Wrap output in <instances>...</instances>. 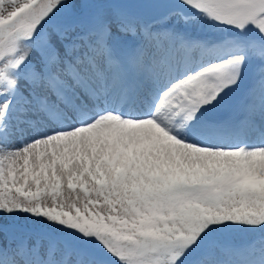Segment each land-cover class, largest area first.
Instances as JSON below:
<instances>
[{
	"label": "snow or ice",
	"instance_id": "6c2138e0",
	"mask_svg": "<svg viewBox=\"0 0 264 264\" xmlns=\"http://www.w3.org/2000/svg\"><path fill=\"white\" fill-rule=\"evenodd\" d=\"M164 2L0 0V264H264V0Z\"/></svg>",
	"mask_w": 264,
	"mask_h": 264
},
{
	"label": "bare ground",
	"instance_id": "6f19581e",
	"mask_svg": "<svg viewBox=\"0 0 264 264\" xmlns=\"http://www.w3.org/2000/svg\"><path fill=\"white\" fill-rule=\"evenodd\" d=\"M199 16L197 15L194 16V19L190 25L191 27V31L192 34L200 37V34H202V36L204 37L205 41H211L212 42V38L214 37H218L217 35L220 33V29L216 26H212L210 24H204V26L206 27V29L204 30L202 27L198 26V23L201 21ZM201 38V37H200ZM219 38V37H218ZM236 39V37H228V38H219V42L218 43H212V45H210L213 49L212 52H210L209 54H207L204 59H203V63L209 62L211 60H220L221 57L224 56H229L234 54V50L226 43L227 41ZM217 45H219V47H216ZM209 46V45H208ZM198 56V54H197ZM196 65H194L193 67H195Z\"/></svg>",
	"mask_w": 264,
	"mask_h": 264
},
{
	"label": "rangeland",
	"instance_id": "374dc122",
	"mask_svg": "<svg viewBox=\"0 0 264 264\" xmlns=\"http://www.w3.org/2000/svg\"><path fill=\"white\" fill-rule=\"evenodd\" d=\"M177 3H178V0H165V2L164 3H162V4H160V5H158V7H160L161 9H163V10H171V9H173V8H175L176 7V5H177ZM191 15H193V16H195V15H198L199 16V18H200V22H199V27H202L204 30L206 29V27L204 26V24L206 23V24H210V25H214V26H216V27H218L219 29H220V33L217 35V36H220V34H222V33H224V32H226V28L225 27H221V26H219V25H217L214 21H211V20H209L207 17H205V16H203V15H200V14H196V13H191ZM198 18V19H199ZM235 34H236V36L238 37V38H251V36H252V33H247V34H238L237 32H235ZM201 36H202V34H200ZM203 37V36H202ZM206 42H207V40H206ZM228 56H222V59H225V58H227ZM209 62H213V60H211V61H209ZM208 63V62H207ZM198 65V64H197ZM196 65V66H197ZM195 66V67H196ZM245 80H247V79H245ZM248 81V80H247ZM244 82V81H243ZM243 85H244V83H242V87H243ZM242 87H241V89H233L234 90V93H232L231 91H229L228 93H227V96L229 95V98H232V100L233 99H235L234 97H237L239 94H240V92L242 91ZM225 235H229L230 233H228L227 231H225V233H224ZM105 264H110V261H105Z\"/></svg>",
	"mask_w": 264,
	"mask_h": 264
}]
</instances>
